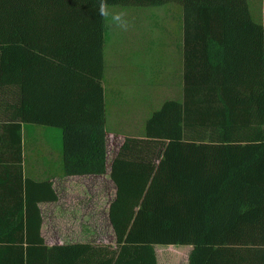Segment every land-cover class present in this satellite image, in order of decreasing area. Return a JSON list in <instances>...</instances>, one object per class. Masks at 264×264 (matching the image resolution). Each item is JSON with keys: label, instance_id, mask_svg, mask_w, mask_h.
Segmentation results:
<instances>
[{"label": "trees", "instance_id": "trees-1", "mask_svg": "<svg viewBox=\"0 0 264 264\" xmlns=\"http://www.w3.org/2000/svg\"><path fill=\"white\" fill-rule=\"evenodd\" d=\"M107 2L178 9L180 95L111 162L115 247L47 246L38 205L57 196L21 166V126L60 131L62 176L106 173V21L99 0H0V90L16 98L0 134L15 162L0 171V264H157V245L192 246L188 264H264V14L248 0Z\"/></svg>", "mask_w": 264, "mask_h": 264}, {"label": "rangeland", "instance_id": "rangeland-1", "mask_svg": "<svg viewBox=\"0 0 264 264\" xmlns=\"http://www.w3.org/2000/svg\"><path fill=\"white\" fill-rule=\"evenodd\" d=\"M250 11L255 21L260 19V10L257 7L256 0H248ZM116 11H124L127 13L131 27L127 32L119 29H114L105 22L107 32V63L105 69V97H106V140H107V162L106 168L115 157L124 137L133 134L139 135L142 131L143 119L145 116L160 105V103L167 97H172V94H177L178 90L175 86L176 80L169 81L168 77L174 69L173 65H165L164 70L157 62L156 54H158V43L166 41L163 28L165 30L171 29L175 25L173 16L178 15V9L175 6L159 7V8H115ZM120 41L119 44H116ZM145 46L148 43L150 52L154 56L148 59L142 56H135L133 58H121L126 52V46H135L141 44ZM122 46H121V45ZM117 45L119 48H117ZM134 50H132L133 52ZM149 52V53H150ZM136 53V51H135ZM166 80V82H165ZM177 97V95H176ZM59 130L50 128H40L32 140V150L34 151V159L39 165L49 167L48 162L50 159L47 151L60 148ZM55 148V149H54ZM34 163L33 161L30 162ZM53 172L62 170V163L59 166L51 169ZM107 172V170H106ZM41 176V175H39ZM102 190L101 208L103 212H107V207L113 200L114 193L110 192L105 186L104 180L101 181ZM91 182L82 179L77 180L76 184L72 181L68 184L74 190V187L87 189ZM66 187V186H65ZM88 190V189H87ZM75 192V191H73ZM79 194L84 196H91L88 192ZM97 194V193H96ZM83 201L82 199H79ZM87 200L89 203L90 199ZM84 202V201H83ZM85 203V207L87 206ZM78 207V201L75 203ZM44 225H43V238L47 246L66 245L69 242L67 238L72 240V237L78 236L83 227L94 230L93 239L88 240L95 245H110L115 247L114 236L112 229L108 223V219L100 220V224H93L92 220L85 223L69 224L63 226L60 220L58 223L53 222L52 218H47L50 211L49 208L43 207ZM79 212H84L80 208ZM52 214L55 211L51 212ZM50 213V214H51ZM50 221L53 223L50 224ZM83 226V227H82ZM63 227L66 233L63 232ZM78 239L75 238L74 241ZM186 247H177L175 249L166 246L155 247V252L158 253V264H186L184 256L176 250L185 251Z\"/></svg>", "mask_w": 264, "mask_h": 264}, {"label": "crops", "instance_id": "crops-1", "mask_svg": "<svg viewBox=\"0 0 264 264\" xmlns=\"http://www.w3.org/2000/svg\"><path fill=\"white\" fill-rule=\"evenodd\" d=\"M256 1L258 2L257 7L260 10V18H262V15L264 14L263 0H256ZM174 17H178V15H175L172 18L173 21H175L176 23V19ZM173 27L164 32V37L166 41H161L157 44L158 54H156V57H155L158 59L157 62L159 63L161 67V71L164 70V66L166 64L174 66L173 67L174 69L172 70V78L174 79H170L171 75H169L168 79L169 81L171 80L177 81L175 86L178 90V93L172 94V97H167L164 100L176 98V95L178 97L181 91L180 70H181V61H182V47H181V42H180V34L179 32L176 31L175 26ZM107 37L108 36L106 32L105 33V45H104L105 65L107 63L106 61L108 57ZM78 38L80 39V42L82 43V42H85V39L88 38V36H85L83 33L78 32ZM87 41H89V39ZM142 42L143 41H141V44H136L135 46L127 45L126 52L123 53L124 56L122 57L117 54V57L128 59V58H133L135 56L137 57L139 55V56H142L143 58L148 59L149 61L152 55L150 52V47L148 46V43H146L144 46ZM119 43L120 41L116 44H119ZM117 48H119L118 45H117ZM132 50L134 51L132 52ZM152 57L154 56L152 55ZM104 78H105V75H104ZM104 87H105V80H104ZM12 97H13V104H11ZM15 100H16L15 94L12 89L0 90V134H3L2 131H4L3 127L6 124V121H5L6 115H9L13 110H15L14 107L12 106L14 105ZM148 115L149 113L145 116V118ZM145 118L143 119V122ZM21 127H22L21 142H22L23 149H24V151H22L23 153L21 154V166L24 168L25 171H28L30 176L34 178H37V177L50 178L52 185H53V189L57 196V201L55 202L39 203L38 205L40 212H41V217H42L41 236L43 237V225H44V216H43V211H42L43 207L49 208V210H51L50 213L52 211H55V213L53 214L49 213V215H47V218L48 217L52 218L53 222L55 223H58L57 220H60L63 226H69V224L77 225L79 223H83L82 225H85V223H88V221L90 220H92V223L95 225V224H98L100 220L105 219V217L108 219L109 205L107 207V212L106 211L103 212L101 208L102 200L100 197L101 196L100 193L102 190L101 181L104 180L105 186L109 189L110 192L114 193V196H115V186L109 177L110 166H111L112 161L108 165V168H106L107 172L104 175H100V176H95V175L62 176V170L61 171L59 170L58 172H53L51 170L53 167L57 168L61 162L60 148H58L57 150L54 148L55 151L54 150L47 151L46 154L49 155L50 157L48 162H52L49 164V167H46L45 165L43 166L39 165L38 163H36L37 161H35L34 159V154H33L34 151L32 150V144H33L32 140L37 141V139L34 138V135L37 134V130L39 129V127L33 126V125H24V126L22 125ZM23 130H24V133H23ZM140 132L141 133L139 135L133 134L131 136H141L142 131ZM32 161L34 163L30 164V162ZM14 164H15L14 156H10L9 153H3V154L0 153V171H3L5 167L6 169H11L10 167L12 166L14 167L15 166ZM79 179L91 182L89 188H87L89 190V193L91 194L90 197L87 195L84 196V195L79 194L81 191H83V193L88 192L87 189L74 187L77 189V190H74L70 185L68 186V184L71 181L76 184L77 180ZM4 193H5V196L3 197V200L1 202L2 204H9L12 201L11 193H8V190L6 191L4 190ZM79 199H82L84 202L80 201ZM85 199H90L89 200L90 202L87 203V200ZM76 201H78V204L80 205V207H78L75 204ZM85 203H87L86 207H85ZM80 208H82L84 212H79ZM53 222L50 221V224ZM108 223H109V220H108ZM63 232L66 233L64 227H63ZM93 232H94L93 229L90 230L87 227H83V229H81V233L78 234V236L72 237V240L70 238H67L70 242L68 244L92 243V242H89L88 240L93 239V236L95 234ZM77 237L78 239L76 241L78 242H75L74 239ZM166 247L167 249L168 248L175 249L177 247H186L187 249L185 251L183 250H176V251L184 256V260H186V264H188V257L192 251V246H166ZM155 254H156V259H157L158 253L155 252ZM157 264H158V260H157Z\"/></svg>", "mask_w": 264, "mask_h": 264}, {"label": "clouds", "instance_id": "clouds-1", "mask_svg": "<svg viewBox=\"0 0 264 264\" xmlns=\"http://www.w3.org/2000/svg\"><path fill=\"white\" fill-rule=\"evenodd\" d=\"M96 8L98 15L108 22L110 27L124 32H127L130 29L131 24L127 13L124 11H116L115 6L109 5L107 0H99Z\"/></svg>", "mask_w": 264, "mask_h": 264}]
</instances>
